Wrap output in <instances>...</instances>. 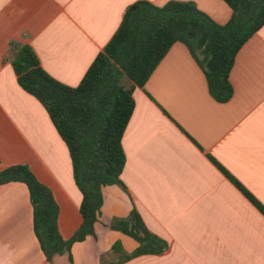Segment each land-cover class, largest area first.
I'll return each mask as SVG.
<instances>
[{
  "label": "crops",
  "instance_id": "obj_1",
  "mask_svg": "<svg viewBox=\"0 0 264 264\" xmlns=\"http://www.w3.org/2000/svg\"><path fill=\"white\" fill-rule=\"evenodd\" d=\"M138 0H0V170L26 165L57 205L67 239L79 227L81 193L66 145L32 95L17 83L12 58L29 45L54 79L76 86ZM162 6L170 0H145ZM191 1L218 24L231 14L223 0ZM232 96L215 100L200 65L174 42L142 87L121 144L126 187L102 188L94 235L67 253L44 256L33 230L23 182L0 184V264H264V24L238 50L229 74ZM135 206L166 244L159 253L120 260L138 247L109 228ZM103 258L101 259V257Z\"/></svg>",
  "mask_w": 264,
  "mask_h": 264
},
{
  "label": "trees",
  "instance_id": "obj_2",
  "mask_svg": "<svg viewBox=\"0 0 264 264\" xmlns=\"http://www.w3.org/2000/svg\"><path fill=\"white\" fill-rule=\"evenodd\" d=\"M231 14L218 24L191 1L170 0L156 6L145 0L130 4L117 31L97 53L76 86L50 76L29 45L12 58L18 85L46 110L66 145L74 183L81 193V222L64 239L57 226L58 205L50 189L22 164L0 170V184L23 182L33 212V230L48 261L67 253L75 242L94 235L103 203L102 188L121 181L125 154L121 144L134 107L132 91L142 87L174 42L183 43L202 68L211 96L225 102L232 96L229 74L240 47L264 24V0H223ZM126 78L127 85L123 79ZM243 194L264 214V207L237 182ZM109 228L138 242L126 253L112 246L120 260L162 252L165 242L145 226L133 205L126 217H113Z\"/></svg>",
  "mask_w": 264,
  "mask_h": 264
},
{
  "label": "rangeland",
  "instance_id": "obj_3",
  "mask_svg": "<svg viewBox=\"0 0 264 264\" xmlns=\"http://www.w3.org/2000/svg\"><path fill=\"white\" fill-rule=\"evenodd\" d=\"M123 82H124V84L127 85V80H126V78L123 79ZM102 258H103V256L101 257V259H102Z\"/></svg>",
  "mask_w": 264,
  "mask_h": 264
}]
</instances>
